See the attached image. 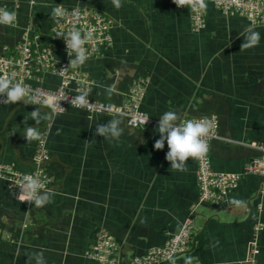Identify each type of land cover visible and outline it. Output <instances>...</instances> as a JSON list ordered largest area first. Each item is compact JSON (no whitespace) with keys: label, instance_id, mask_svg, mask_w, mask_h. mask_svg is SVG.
Masks as SVG:
<instances>
[{"label":"crops","instance_id":"0c3cea01","mask_svg":"<svg viewBox=\"0 0 264 264\" xmlns=\"http://www.w3.org/2000/svg\"><path fill=\"white\" fill-rule=\"evenodd\" d=\"M16 9L17 25H0V55H9L24 29L39 36L57 60H72L61 39L50 31L53 10L85 6L116 21L113 45L102 57L77 66L94 82L89 97L121 104L131 84L146 79L140 108L152 118L175 111L181 119L214 114L220 138L211 141V168L241 172L249 159L260 156L251 143L264 144V26L239 15H224L206 4L205 24L193 31L191 7L172 0H0ZM260 34L258 45L241 49L243 33ZM32 83L55 88L59 78L38 73ZM113 91L109 93L107 89ZM23 97L0 100V164L23 173L33 169L36 139L26 130L48 125L49 159L44 169L52 179L51 202L36 207L15 199L12 185L0 178V264H27L28 254L43 252L45 264H99L88 260L95 235L103 226L116 240L118 264L164 245L182 222L192 216L194 238L181 263L242 264L256 218L260 178L243 175L235 190L217 205L198 202L196 158L184 171L174 170L162 150L153 148L156 128L131 127L123 118L119 141L95 135L97 124L114 115H88L70 108L63 113L35 109ZM1 148V145H0ZM260 219L264 222V203ZM264 264V229L258 239ZM128 262H126V259ZM30 264H36L32 259Z\"/></svg>","mask_w":264,"mask_h":264},{"label":"built area","instance_id":"2783aa9c","mask_svg":"<svg viewBox=\"0 0 264 264\" xmlns=\"http://www.w3.org/2000/svg\"><path fill=\"white\" fill-rule=\"evenodd\" d=\"M224 15H239L246 18L254 26H264V0H205ZM0 7L9 11L16 9L8 3L0 2ZM62 7V6H59ZM64 15L52 16L50 31L63 42V48L68 57L70 50L62 37L58 34L67 35L73 29L79 30L85 37L83 47L89 58L102 57L107 48L113 45L112 29L116 21L94 9L74 5L62 7ZM17 23V13L16 21ZM205 10L191 8V25L193 31L204 27ZM38 73H47L57 76L59 82L55 88H46L32 83L38 81ZM0 77L20 82L25 87L24 97L33 106H44L53 113H63L70 108L81 109L88 115L109 114L114 115L117 110L124 113V119L131 127L156 128L159 118H152L140 108L145 93L146 79L134 81L124 94L121 104H114L89 97L94 82L89 76L71 64V60H57L51 48L41 44L39 36L31 34L26 28L21 34L20 40L15 44L9 55H0ZM79 96L85 97V104L80 106L76 102ZM149 119L143 125L141 122ZM183 119H206L209 124V132L204 139L208 144L218 139V119L214 114L202 117H186ZM49 127L42 129L40 139L35 141L33 155V169L27 173L16 170L11 164H0V178L6 179L15 190V199L21 202L19 185L25 182L28 176L38 177L43 184V190H48L52 181L44 169V163L49 159L47 149V136ZM251 147L260 151V156H255L244 164L241 172H221L211 168L209 150L196 158V181L198 186V202L217 205L224 202L230 192L236 189L243 175H255L260 178L259 188L256 193L255 204L256 220L252 228V237L246 246V255L242 264H263L258 260V239L264 229V222L260 219L264 203V144L251 143ZM31 205L27 202H21ZM194 238V223L192 216L186 218L179 230L171 234L164 245L152 247L145 253L134 256L129 264H206L201 261L181 263L178 261L182 255H186ZM116 240L103 226H100L95 235V241L91 248L85 252L88 260L99 264H118Z\"/></svg>","mask_w":264,"mask_h":264},{"label":"clouds","instance_id":"9594fccd","mask_svg":"<svg viewBox=\"0 0 264 264\" xmlns=\"http://www.w3.org/2000/svg\"><path fill=\"white\" fill-rule=\"evenodd\" d=\"M113 6L119 9L122 6V0H111ZM172 2L180 7H191L194 10L206 9L205 0H172ZM62 7L53 10V15H64ZM16 21V13L9 11L4 7H0V25H13ZM244 40L240 44L241 49H248L258 45L260 34L251 28L243 33ZM62 37L66 45V49L70 50L68 55H73L71 64L73 66L82 65L87 59L86 49L83 47L85 37L79 30L73 29L67 35L58 34ZM25 87L20 82L13 83L12 80L0 77V100L4 103H15L20 101L25 95ZM109 93L113 91L111 87L107 89ZM76 102L83 106L86 102L85 97L79 96ZM33 120L40 123L47 116H42L39 109H34L31 113ZM124 113L117 110L113 118L107 123L97 124L95 135L105 139L119 141L124 129L121 127ZM149 119L143 120L141 123L145 125ZM156 131L159 133V139H156L153 145L155 150H162L167 144L168 151L165 154V160L169 162L174 170L184 171L185 163L189 157L197 158L208 152V144L204 137L209 132V124L206 119H181L175 111H166L157 121ZM29 140L40 139V133L36 128H29L26 133ZM21 202L29 204L34 203L36 207H42L51 202V193L49 190H43V184L38 177L28 176L25 182L19 185ZM35 259L36 264H45L43 252L28 254V262Z\"/></svg>","mask_w":264,"mask_h":264},{"label":"water","instance_id":"95a60500","mask_svg":"<svg viewBox=\"0 0 264 264\" xmlns=\"http://www.w3.org/2000/svg\"><path fill=\"white\" fill-rule=\"evenodd\" d=\"M35 109H39V110H43V111L49 112V110L47 109V107H44V106H38V107H35ZM5 127H6V123H4V125L0 129V131L2 132L5 129ZM32 128H36V129L39 130L38 127H32ZM44 128H45V126H44ZM44 128H42V129H44ZM26 132H27V130H26ZM0 145H1V148L0 149L3 150L4 145H5V140L4 139H0ZM125 260H126V262H128L127 258Z\"/></svg>","mask_w":264,"mask_h":264},{"label":"rangeland","instance_id":"374dc122","mask_svg":"<svg viewBox=\"0 0 264 264\" xmlns=\"http://www.w3.org/2000/svg\"><path fill=\"white\" fill-rule=\"evenodd\" d=\"M205 4H207V3H205ZM210 4V3H209ZM205 10V9H204ZM190 19H191V8H190ZM17 22H18V20H17ZM14 26H16L17 25V23H15V24H13ZM199 31V30H198ZM48 125H46L45 126V128L47 127ZM20 172V171H19ZM23 173V172H22ZM4 180H6V179H4ZM7 181V180H6ZM258 260H259V258H258ZM260 262V261H259Z\"/></svg>","mask_w":264,"mask_h":264},{"label":"trees","instance_id":"16d2710c","mask_svg":"<svg viewBox=\"0 0 264 264\" xmlns=\"http://www.w3.org/2000/svg\"><path fill=\"white\" fill-rule=\"evenodd\" d=\"M192 246V245H191ZM190 250H191V248H190Z\"/></svg>","mask_w":264,"mask_h":264}]
</instances>
